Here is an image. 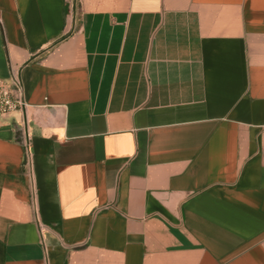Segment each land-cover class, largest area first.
I'll return each instance as SVG.
<instances>
[{
	"label": "crops",
	"instance_id": "obj_1",
	"mask_svg": "<svg viewBox=\"0 0 264 264\" xmlns=\"http://www.w3.org/2000/svg\"><path fill=\"white\" fill-rule=\"evenodd\" d=\"M0 79V264H264V0H0Z\"/></svg>",
	"mask_w": 264,
	"mask_h": 264
},
{
	"label": "built area",
	"instance_id": "obj_2",
	"mask_svg": "<svg viewBox=\"0 0 264 264\" xmlns=\"http://www.w3.org/2000/svg\"><path fill=\"white\" fill-rule=\"evenodd\" d=\"M25 108L26 103L13 96L11 85L0 79V126L4 117L20 112ZM24 144L28 148L30 146L29 140L27 139Z\"/></svg>",
	"mask_w": 264,
	"mask_h": 264
}]
</instances>
